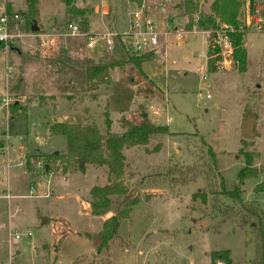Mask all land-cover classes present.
<instances>
[{
    "label": "rangeland",
    "instance_id": "obj_1",
    "mask_svg": "<svg viewBox=\"0 0 264 264\" xmlns=\"http://www.w3.org/2000/svg\"><path fill=\"white\" fill-rule=\"evenodd\" d=\"M70 1L79 9L89 10L86 20L88 29L91 25V35L112 33L117 36L113 37L111 48L102 42L88 48L86 36L69 35L67 24L75 23L85 28V19L68 15L65 0H38L37 33L49 35L48 47L43 49L38 39L30 38L0 51V147L4 148L0 150V184L5 188L12 179L13 190L20 195L14 200V207L19 205L15 211L19 212L18 208L23 206L24 212L19 216L28 219L22 222L24 228H9L7 218L2 220L5 228H0V264H211V254L223 250L231 251L234 264H250L255 257V237L250 226L236 218L224 220L214 204H230L221 196L220 177L224 178L226 189L233 190L238 183L237 175L249 156L260 176L241 185L242 197L246 202L257 201L264 210V192L258 196L254 194L256 186L264 183V26L261 31L244 26L249 11L252 20L264 18V0H242L240 22L241 27H245L244 46L248 53L244 73L239 71L227 49L225 55L218 53L222 61L215 64L216 73L208 72L206 60L208 62L210 58L209 52L216 51L210 47L212 36L227 25L211 11L215 0H198L201 13L213 16L218 27L205 31L198 26V14L191 16L193 28L187 30L190 17L182 15L179 9L183 0H141L140 5L129 0ZM161 4H166V13L174 16L172 19L180 28L175 34L177 41L186 34L185 31H197L198 34L191 45L181 48L176 47L171 35L162 38L164 43L170 40L165 51L167 56L163 61H159V56L153 62L157 65L160 62L161 66L167 63L169 88L166 94L155 95L157 88L153 89L139 77L132 65H127L123 71L110 72L115 83L85 92L79 84L71 81L69 69L53 61L60 48L75 59H91L92 56V60L99 61L107 52L116 59L126 58L129 52L126 35L132 31V14L140 9L146 15L154 14V9L156 13L161 12ZM105 6L109 7L110 13H105ZM10 8L14 12H24L27 4L25 0H0V15ZM96 8H99L98 13ZM168 31H173V26ZM161 44L159 41L156 48L159 49ZM214 52L212 57L217 55ZM224 59L228 61L225 65L222 64ZM19 81L20 90L10 92ZM132 86H136L137 93L146 98L155 95L153 103L148 105L156 104V108L170 116L168 125H157H167L177 135L155 137L148 146L124 150L127 167L123 182L129 189V199L138 198L139 204L121 223L120 235L110 249L92 260L89 255L95 251L94 243L78 244L69 239L76 234L74 222L83 225L76 196L81 195L84 202H90V190L109 183L108 170L86 165V172L82 174L72 169L63 170L64 165L57 161L51 166L54 175H48L44 164L40 168L38 163H43L42 156L65 155L67 138L50 134L46 123L52 125L59 120L62 123L81 122L105 134L107 104L111 101L112 117L118 119L114 122V130L123 133L122 118L140 122V105L133 111L119 114L131 103ZM8 97L10 105L25 106L26 114L10 118V105L2 104V99ZM246 120L254 121V136L251 138L243 135ZM159 143H162V150L152 153ZM210 147L216 154L220 175L214 178L216 185L212 188L206 175ZM22 148L27 154H20ZM192 167L195 172L188 174L190 181L185 185L181 183L183 177L179 172L173 175L168 172ZM24 169L33 175L28 177ZM8 172L12 173V178L8 179ZM31 187L35 190L34 196H30ZM204 192L206 202L193 198ZM87 208L91 212L90 206ZM38 212L49 219L45 224H42L41 214L36 215ZM65 220L70 222L72 230L64 224ZM40 228L44 232L40 247L45 255L35 258L30 242L41 237ZM28 230L32 238L14 237L15 232L24 234ZM77 234L93 239L92 233ZM23 246L28 252L17 254Z\"/></svg>",
    "mask_w": 264,
    "mask_h": 264
},
{
    "label": "trees",
    "instance_id": "obj_2",
    "mask_svg": "<svg viewBox=\"0 0 264 264\" xmlns=\"http://www.w3.org/2000/svg\"><path fill=\"white\" fill-rule=\"evenodd\" d=\"M27 10L19 12L26 22V30L32 32V26L37 23L39 18L38 0H25ZM67 4V14L75 17H82L85 30L88 31V21L86 16L88 9H79L72 5L70 0H65ZM130 3L141 4V0H129ZM242 0H215L211 6V11L220 21L231 27L228 36L232 43L233 53L232 59L238 64L241 73L246 72L248 64V53L244 46L245 27H241L240 13ZM182 15L190 17L187 30L193 27V14H198V26L205 30L217 29L216 20L213 16H206L201 13L198 0H183L179 5ZM12 9H8L7 13H13ZM12 46V45H11ZM0 45V51L4 48ZM129 47L131 44L129 43ZM212 51V50H211ZM214 52V51H212ZM209 52L208 72L216 73V63L222 61V57L218 55L219 49L214 52L216 57H212ZM124 59H116L111 52L105 53L103 59L94 61L92 59H75L71 58L64 48H60L54 62L62 64L69 69L72 75V82L79 84L83 91H95L100 85H111L113 80L110 72L118 69L123 71L127 65H132L137 71L139 77L149 83L153 89L154 84L148 80L147 76L141 70L142 63L151 59L153 51L136 54L129 53ZM53 63V62H52ZM22 71V67H21ZM130 83L134 84L133 80ZM20 90V81L17 82L10 92ZM43 101L41 99V105ZM140 110V122L134 123L126 118L121 119V125L125 132L115 134L111 131L112 121L109 113L106 112V132L102 134L96 127L92 125H83L81 122L76 123H54L50 127V131L54 135H62L67 138V153L65 155L52 154L42 156L44 161V170L46 173L51 172L53 163L59 161L64 165L65 171L73 170L84 174L86 165L97 167H106L108 170L109 183L105 186H95L90 190V208L91 214L95 217H103L109 213H114L103 223L102 230L93 238L96 242L97 253L108 250L111 244L118 239L120 235L121 223L128 219L133 208L139 204V199H129L128 187L125 185L124 177L126 175V156L125 149L134 147L148 146L155 137L175 136L176 133L170 131L168 126L156 125L148 118L143 105L138 107ZM27 108L20 104H12L9 107L10 118L25 115ZM162 150V143H159L152 153H159ZM209 159L206 168V175L210 179V187H215L216 177H220L217 173L218 160L214 150L210 147L207 153ZM81 160L84 164H81ZM171 175L179 172L182 175L181 183L187 184L190 181L188 174L195 172V168H187L185 171L172 169L168 171ZM216 173V174H215ZM197 175V174H196ZM212 179H211V177ZM260 171L253 166V158H245V166L237 175V185L233 190H227L224 178H221L219 188L221 196L224 200L230 201V204L220 205L215 202V207L224 220L239 219L242 224L249 225L255 237V257L250 264H264V210L257 201L246 202L243 200V190L241 185L248 179L258 178ZM195 177V175H194ZM175 182V180H172ZM264 192V183L256 186L254 194L256 196ZM195 200L199 198L206 202V193H198L193 197ZM219 203V204H218ZM234 264L231 251L223 250L213 252L211 254V264Z\"/></svg>",
    "mask_w": 264,
    "mask_h": 264
},
{
    "label": "crops",
    "instance_id": "obj_3",
    "mask_svg": "<svg viewBox=\"0 0 264 264\" xmlns=\"http://www.w3.org/2000/svg\"><path fill=\"white\" fill-rule=\"evenodd\" d=\"M165 1H167V0H165ZM161 7H162L161 10H163V11H161V12L159 11V12L156 13L157 10L154 9V14H151V15H149V13H148V15H146L145 12H144L145 16H147L148 18L153 20L154 25H155L156 30H157V33L159 35V41L162 42V44H161L159 49H157L155 47L152 50L153 51V56L151 57V59L143 62L142 66H141V70L147 76L148 80L151 81L154 84L155 88H157L155 95L157 93H162V94L165 93L166 94V92L168 91V88H169V85H168V77L169 76L167 74V72H168L167 63H163V66H161L160 62H159L160 65L159 64L157 65L155 62H153L159 56H160L159 61H163L166 58V56H167L166 55L167 53L165 51H166V47L168 46V43H169L170 40L167 43H164L162 38L166 37L168 35H171L173 37L172 39H175L176 47L181 48L183 46L191 45V43L193 42V39L195 38V36L197 34V31H185L184 29H181V30H184L186 32V34L184 33L185 35L184 36L182 35V37L179 38L180 40L177 41L176 40L177 37H176L175 34H176V32L180 31V28L176 24V21H174L172 19L174 16L168 15L166 13V4H161ZM153 8H155V6H153ZM140 10H143V9H140ZM140 10H138V11H140ZM138 11H136V12H138ZM96 12L97 13L99 12V8H96ZM105 13L106 14L110 13V9H109L108 6H105ZM132 17H133V14L131 16V24H132ZM89 24H90V22H89ZM171 26H173V31H168V29ZM90 31H91V25H89V29H88L89 34H90ZM204 37H206V36H204ZM206 54H207V49H206ZM206 54L203 53L202 55L205 56V58L207 59ZM89 58L92 59L93 57L90 56ZM147 65L149 66V68L147 67ZM206 65H207V60H206ZM114 81L115 80H113V83H115ZM203 85H205V84L203 83ZM132 88H133V90H132L133 94H132V98H131V103L128 105L127 109L120 110L119 114H121L122 112L123 113L124 112L127 113V112H130V111H133L136 108L137 105L143 104L144 108H145V111H146V114H147L148 118L150 119V121L152 123H154L156 125L157 124H167L168 125L170 123V121H169L170 120V118H169L170 116L164 114V112H162V109H160L159 107L156 108V104L150 105V106L148 105L149 102L153 103V99H154L155 95H151L152 97L146 98L145 96L139 95L137 93L136 86H132ZM111 104H112L111 101L108 102L107 108H108L110 119L112 121V125H111L112 132L120 134L121 132H118V131L114 130V122L115 121L117 122L118 119L116 118V120H115L112 117L113 116V107H112ZM48 123L49 122H47L46 125H47V127L49 129V127H51V123L50 124H48ZM167 125H161V126H167ZM49 132H50V134H52L50 129H49ZM122 132H124V130ZM173 133H175V132H173ZM1 145L3 146L4 143H1ZM173 145H175V142H174ZM0 150H4V148L2 147ZM21 153H26L27 154L26 150L23 149V148L20 150V154ZM8 160L10 162V159H8ZM7 164H8V161L6 162V165ZM24 173L28 177L33 175L31 172H28L26 169H24ZM7 175H8V179L12 178V173L11 172H8ZM48 175L51 176V175H54V174L51 171V172L48 173ZM11 183H12V179H10V182L8 181V184H6L5 188L2 187V184H0V228H2V227L5 228V225H4L3 221H2L5 218H7V220H8L9 228H14L15 226L24 228L22 226L23 225L22 222L23 221L27 222L28 219L24 220L23 218H20V216H19V213H23L24 212V208H22L23 206L18 208L19 212L15 211V208H17L19 205L14 207V200L17 197H20V195H17L14 192L13 186H12L13 183L12 184ZM32 189H34V188L31 187L30 196H34V195H32V192H31ZM34 194H35V192H34ZM46 196H48V195H46ZM81 198H82L81 195H77L76 196V203H77V206H78V214H79L80 219L82 220L81 224H83V225H77L74 222V225L73 224L72 225H73L74 230L76 231V234L71 235L72 237L70 236L69 239H70L71 242H76L78 244L86 243V241H90L91 243H94L95 251H93L91 253V255H89V257H91V259L93 260L95 257H98L99 255L102 254V253H97V251H96L97 246L95 244L96 243L95 240H93V239L89 240L85 236H83V237L79 236L77 233H82L83 235H84V233H92V238H94L102 230L101 227L103 226L104 221L109 218V216L108 215L103 216V217H95V216H93L91 214V212L88 211V208H87V207L90 206L89 201L84 202V200L81 199ZM3 201H6V202H3ZM82 205H84L83 209L86 211L84 213H83V210H81L82 209L81 208ZM85 205H87V206H85ZM4 206H5L6 210H5ZM39 213L40 212H38L36 215H38ZM41 216H42L41 219L43 220L42 224H45L49 219L47 217L44 218V216L42 214H41ZM45 219L47 220L46 222H44ZM65 221L67 222V224H69V226L71 228L70 222H68L67 220H65ZM40 229H41V237H39L38 240L30 242V247H31L30 250L33 252L35 258H37L38 256H40L42 254L45 255L44 249L40 247V242L43 240V236H44V232H43L42 228H40ZM71 230H72V228H71ZM27 232H30V231L28 230ZM29 238H32V236L29 237ZM11 250L12 249H9V251H11ZM27 252H28V248L23 246V248L19 252H17V254L27 253ZM55 254H57V253H55ZM53 258H54V260H56L57 256H55Z\"/></svg>",
    "mask_w": 264,
    "mask_h": 264
},
{
    "label": "built area",
    "instance_id": "obj_4",
    "mask_svg": "<svg viewBox=\"0 0 264 264\" xmlns=\"http://www.w3.org/2000/svg\"><path fill=\"white\" fill-rule=\"evenodd\" d=\"M250 13V11L246 15V20L244 26L246 29H250L253 26L254 29L261 31L264 26V18L261 17L254 18ZM132 31L126 35L128 36V43L131 44V47H127V51L136 54H142L152 51L155 47L159 45V35L157 33L156 27L154 25L153 20L145 16L144 11L140 10L133 14L132 17ZM67 29L69 31V35L71 37H87V47L93 48L97 43H103L107 48H111L113 45V37H117L112 33H106L101 35H91L88 34L82 25H78L75 23H68ZM221 32L214 34L216 36H212V40L210 42L211 48L213 50L219 49L221 55H225V49L228 50V54L231 56L233 53L232 43L228 36V32L231 31V27L224 25V28ZM209 34V33H207ZM49 35L28 32L26 30V22L23 16L18 12L13 13H3L0 15V45H4L5 47L11 45L16 42H23L24 39H38L39 46L43 49L48 47L49 39L47 40ZM52 43V42H51ZM228 61L226 59L223 60L222 64H226ZM231 61H229L230 63ZM11 103L10 98L2 99V104L4 106H9ZM23 166V161L20 162ZM38 166L41 168L43 166L42 162L38 163ZM32 195H34L35 190L32 189ZM64 221V224L69 226L67 222ZM60 224L61 222L58 221ZM70 229V228H69ZM32 234L30 232L19 234L18 232L14 233V237L16 239H21L22 237H31Z\"/></svg>",
    "mask_w": 264,
    "mask_h": 264
},
{
    "label": "water",
    "instance_id": "obj_5",
    "mask_svg": "<svg viewBox=\"0 0 264 264\" xmlns=\"http://www.w3.org/2000/svg\"><path fill=\"white\" fill-rule=\"evenodd\" d=\"M38 31H39V28L37 26V23H35L32 26V32L37 33ZM59 123H62V120H59ZM253 125H254V121L246 120V122H245V124L243 126V135L245 137L251 138V137L254 136ZM80 162H81V164H84V161L83 160H81ZM132 193H130V195H132ZM46 221L47 220L45 219L44 222H46Z\"/></svg>",
    "mask_w": 264,
    "mask_h": 264
}]
</instances>
